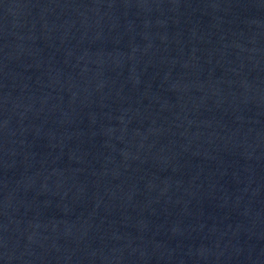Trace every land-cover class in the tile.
Here are the masks:
<instances>
[{
	"label": "water",
	"instance_id": "obj_1",
	"mask_svg": "<svg viewBox=\"0 0 264 264\" xmlns=\"http://www.w3.org/2000/svg\"><path fill=\"white\" fill-rule=\"evenodd\" d=\"M0 264H264V0H0Z\"/></svg>",
	"mask_w": 264,
	"mask_h": 264
}]
</instances>
